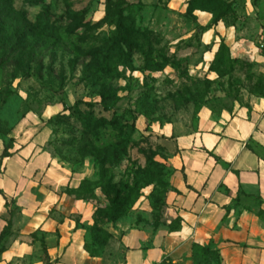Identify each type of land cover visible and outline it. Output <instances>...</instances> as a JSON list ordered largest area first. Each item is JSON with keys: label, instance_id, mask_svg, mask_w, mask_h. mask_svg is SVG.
Listing matches in <instances>:
<instances>
[{"label": "rangeland", "instance_id": "obj_1", "mask_svg": "<svg viewBox=\"0 0 264 264\" xmlns=\"http://www.w3.org/2000/svg\"><path fill=\"white\" fill-rule=\"evenodd\" d=\"M227 1H231L233 11L224 16L223 22L234 28V36L226 43L229 52L223 49L216 58L223 41L217 38L214 57L205 60L204 53L211 47L203 45L197 20L170 11L166 0H161L160 7L143 0H0V53L5 49L8 55L6 62H0V136L7 138L24 119L36 118L56 103L71 109L84 101L92 104L80 106L87 117L93 112L96 119L110 121L117 116L121 120L99 131L98 147L121 144L127 148L125 160L113 168L100 166L95 158L82 159L70 150L82 137L79 116L70 114L73 110L65 113L69 118L62 121L64 125L47 121L43 127L51 142L46 150L54 152L62 166L88 181L84 191L71 196L81 198L93 211L87 229L93 237L88 241L91 253L99 254L111 241L116 244L110 229L119 222L127 228L138 226L148 231H170L178 226V218L167 203L172 191L173 155L164 137L139 130L140 117L149 126L169 124L182 134L196 127L198 112L203 108L218 118L237 104H247L251 95L261 97L253 93L252 86L261 80L264 85V67L250 55L264 30V0ZM119 7L126 10L130 36L141 43L147 56L134 50L131 66H120L119 74L108 77L114 70L111 67L105 71L103 67L97 73V54H93L116 36V26L92 25L107 15L109 21H118ZM81 21L87 24L84 28L67 33ZM54 23L61 25L58 34L49 27L48 36L36 38L43 26ZM32 26L35 29L31 32ZM25 31L30 37L24 43ZM152 63L161 64V69H151ZM246 70L253 79L251 84ZM104 82L120 88L118 101L109 104V109L98 95ZM63 141L69 146L62 151ZM105 174L116 184L138 183L123 204L125 214L118 218H114L112 208L114 193L96 184ZM8 212V232L16 233L26 217L18 216L14 205ZM197 251L203 253L200 248Z\"/></svg>", "mask_w": 264, "mask_h": 264}, {"label": "crops", "instance_id": "obj_2", "mask_svg": "<svg viewBox=\"0 0 264 264\" xmlns=\"http://www.w3.org/2000/svg\"><path fill=\"white\" fill-rule=\"evenodd\" d=\"M144 1L161 6V0ZM188 1L166 0V6L184 14ZM193 14L198 26L212 22L208 11ZM233 36L234 28L223 21L203 31L202 43L211 47L205 60L214 57L217 38L227 43ZM63 110L56 103L24 119L9 135L14 143L8 157L1 158L0 138V236L10 220L6 199L26 217L19 231L0 239V264H45L44 251L48 264H198V247L216 250L220 264H264V97L251 95L218 118L203 108L196 127L182 134L140 117L139 130L164 137L173 155L167 203L181 227L148 231L119 222L110 229L116 244L97 255L87 248L93 211L66 192L79 188L83 176L44 150V124Z\"/></svg>", "mask_w": 264, "mask_h": 264}, {"label": "trees", "instance_id": "obj_3", "mask_svg": "<svg viewBox=\"0 0 264 264\" xmlns=\"http://www.w3.org/2000/svg\"><path fill=\"white\" fill-rule=\"evenodd\" d=\"M231 4H232L231 1H227V0H189L188 10L186 14L187 16H193L196 19V17L193 14L195 10H203V11H208L209 13H211L213 15V18H212V22L210 23V25H208L207 27L198 26V28L201 31H205L207 28H212L214 25H217L219 22L224 21V16L233 11ZM119 10H120L119 12L120 18L118 21L116 22L109 21V18L107 15L102 21H100V23L92 25V26L98 27L102 23V24H107L110 26L112 25L116 26V30H115L116 36L112 37V39L109 41V44H106L103 47H98L97 49H95L94 54H93V55L97 54V59H96L97 63H94V67L96 65L98 66L96 68V72L98 70L99 71L102 70L103 67H105V71L109 70L111 67L114 70V73L107 75L108 77L113 76L114 74H119L120 66H123V67L131 66V63H132L131 54L134 50H140L142 54L145 56V58L147 56V54L143 51V46L141 45V43L139 41H135L130 36L131 29L126 28V21L128 19L127 16H125L124 14L126 10L121 9L120 7H119ZM109 11L111 10L109 9ZM75 16H76L75 14H71L70 17H75ZM86 25L87 24L84 21L78 22L74 25V28L67 31V33L68 34L69 32L73 33L75 32V30L77 31L80 28H84ZM49 27H51L50 29L52 30L54 34H58V31L61 28V25H57L54 23L53 26H49V24L43 26L39 34L38 35L35 34V36L37 35L36 38H39L41 36H48L47 34L49 32ZM29 29L32 32L33 29L35 28L30 27ZM28 37H30L28 36V31H25L24 40H23L24 43L26 42V39ZM223 49H227L229 52V48L224 40L222 41L220 45V49L217 52V55H216L217 59L218 57L221 56ZM7 60H8V55H7L6 50L4 49L3 53L2 54L0 53V62H3V61L6 62ZM87 65H90V64H87ZM227 65H228V62H227ZM150 66H151L150 68L155 71H158L161 69V64L159 63H154V64L152 63ZM87 68H89V66H87ZM246 74L251 84L253 82V79L251 75H249V71L246 70ZM252 89H253L254 94L264 97V85H262V80L259 81L257 84H254L252 86ZM119 91H120L119 87L115 86L114 84H109V83L104 82V86L101 87V90L98 95L101 97L102 103L105 104L106 109H109V104H114L118 101ZM83 104L86 105L87 107L92 106L91 103L79 101L71 109L64 107L63 112L53 116L49 120L50 123H54L58 126L64 125L62 121L69 118V115L65 113L73 110V113H70V112L69 113L71 115L77 114L76 116H79L77 117V124L82 129L81 131L82 137H81L80 144H77V146L71 145L70 150L72 149L74 150V152H77L76 156H78L79 154L82 159H86V158L97 159L100 166L108 165L112 168L120 166L121 163L125 160V157L127 155V148H125V146L124 148H122L121 144L111 145V146H107L104 148H100L97 146L99 142V131L102 130L103 128H106L108 125L110 126L118 125L121 121L120 118H117V116H115L114 119L110 121H107L102 118L96 119L95 114L93 112H92V115L90 113L89 114L90 116L88 115L87 117L85 114H83V111L80 109V106ZM9 135H7L8 136L7 138L0 136V138H2L5 141V151L2 154L1 158L10 156L9 150L13 147L14 138L9 137ZM50 146H51V142L49 141L44 147V150L47 151L46 148H50ZM66 146H69V145L66 144L65 141L60 142V147H62V151L65 150ZM48 151L47 152L50 153L51 157L55 159L54 152L50 150ZM62 151L61 152L59 151L60 154H62ZM0 172H1V160H0ZM106 175L107 174L101 175L98 183L96 184H101L99 186H101L105 192L110 190L111 192L114 193V197L112 199V208H113L114 218H118L125 214V209H124L125 207L123 206V204L124 202L128 201L130 196H127V195L135 191L134 187L138 186V183L136 182L134 186H131L128 184H122V183L116 184V183H113L111 177L107 178ZM86 183H88V181L83 180L79 188L72 189V190L66 189V192L69 190L68 194L70 195L73 193L82 192L84 191V185ZM172 190H173V187H172ZM138 197H139V194L136 197V199ZM78 200H81V198H79ZM10 203L12 204L14 203V201H9L8 199H6L7 207L11 205ZM10 226H11V223L8 222L7 226L5 227L3 233L0 236V239L4 235H6V233H8ZM180 227H181V219L178 218V226L172 230H177ZM87 248H88V243H87ZM198 248L203 250V253H199L200 257H199L198 264H208L212 262H218L220 264L219 254L216 250H213L212 247H207V248L198 247ZM44 254L46 257H43L42 259L45 261V264H48L49 257L46 251H44ZM91 254L97 255L94 253H91ZM164 263L168 264L167 261H165Z\"/></svg>", "mask_w": 264, "mask_h": 264}, {"label": "built area", "instance_id": "obj_4", "mask_svg": "<svg viewBox=\"0 0 264 264\" xmlns=\"http://www.w3.org/2000/svg\"><path fill=\"white\" fill-rule=\"evenodd\" d=\"M251 52L250 59L264 67V30L260 34L258 41Z\"/></svg>", "mask_w": 264, "mask_h": 264}]
</instances>
